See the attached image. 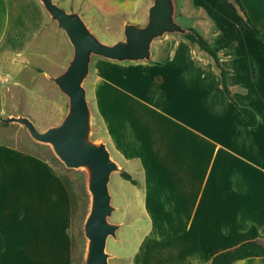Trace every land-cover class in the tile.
Listing matches in <instances>:
<instances>
[{"label":"crops","instance_id":"1","mask_svg":"<svg viewBox=\"0 0 264 264\" xmlns=\"http://www.w3.org/2000/svg\"><path fill=\"white\" fill-rule=\"evenodd\" d=\"M26 1L51 21L40 0ZM241 1L258 36L232 0L225 10L196 8L208 16L203 38L228 70L232 98L254 112L256 126L225 96L213 60L187 44L188 53L176 48L165 60L126 70L97 109L113 159L129 175L141 173V181L131 178L143 191L153 262L166 253L169 264H209L246 241L264 246V0ZM12 2L0 0V58L13 35ZM80 4L66 12L129 14L135 0ZM34 155L0 144V264H72L70 197L55 165ZM58 183L60 198L47 194ZM232 264H264V257Z\"/></svg>","mask_w":264,"mask_h":264},{"label":"rangeland","instance_id":"2","mask_svg":"<svg viewBox=\"0 0 264 264\" xmlns=\"http://www.w3.org/2000/svg\"><path fill=\"white\" fill-rule=\"evenodd\" d=\"M52 1L63 10L69 11L76 2L80 4L81 1L85 3L87 0ZM140 3L142 8L138 11ZM151 4L152 0H135V7L129 14H102L91 9L84 10V14H77L82 16L80 17L86 27L100 42L112 45L124 39L125 23L137 26L146 24L147 10ZM37 5L26 0H13L10 4L9 34L13 35L9 40L8 54L0 58V116L3 119L12 116L26 117L37 131L44 132L59 125L68 111V97L60 91L53 79L63 73L72 58L73 49L64 31L59 29L54 21L49 22L42 7L38 3ZM217 5L224 9L226 2L225 0H173L174 21L187 30L193 28L202 36H207L210 29L208 16L196 6L207 10L216 8ZM80 7L84 6L80 4ZM21 16H24L23 22ZM15 42L17 45L13 44ZM177 43L181 44L180 47H177ZM184 43L185 45H182ZM186 44L196 52L197 45L191 44L183 34L165 33L152 41L149 60L117 61L91 54L87 74L81 83L89 111L86 140L94 144L103 143L106 146L103 141V125L97 109L100 105H104L106 99H110L111 91L105 92V90L107 87H112L114 79L123 77V73L128 69L143 68L157 60H165L174 50L176 51V48H179L176 52L188 53L186 51L190 48ZM112 101L108 104L110 113L107 118L112 116L115 102ZM120 102L118 99L117 103ZM0 144L19 147L27 154L29 152L35 154L34 156L40 161L46 163L50 161L55 165L61 183L70 197L71 226L70 231L68 227L67 229L72 242V264H85L87 239L83 234V224L90 202L85 168H66L49 144L34 140L26 128L16 122L0 121ZM106 148L108 149L107 146ZM108 151L111 159L114 160L111 150ZM119 168V172L111 174L108 184L110 204L114 211L107 217V221L119 225L115 236L109 235L106 240L108 264H169L166 253L161 260L153 262V237L149 234L150 221L144 215L142 188L122 179L119 175L122 169ZM124 171L128 172L127 169ZM130 175L134 180L141 181L139 171L133 170ZM56 191L48 188L46 192L60 198V183ZM58 212H60L59 207Z\"/></svg>","mask_w":264,"mask_h":264},{"label":"water","instance_id":"3","mask_svg":"<svg viewBox=\"0 0 264 264\" xmlns=\"http://www.w3.org/2000/svg\"><path fill=\"white\" fill-rule=\"evenodd\" d=\"M51 21L64 31L72 49V58L62 74L53 81L68 97V111L61 123L44 132L35 129L26 117H7L2 123L23 125L36 141L47 143L66 168L83 167L87 172V191L90 196L88 213L83 224L87 239L85 264H108L105 251L109 235L115 236L118 224H110L107 217L114 211L108 184L111 174L119 172L105 144L87 141L89 111L81 83L87 74L91 54L117 61L149 60L151 43L165 33L190 34L174 21L173 0H152L144 26L125 23L123 40L112 45L100 42L74 12H66L52 0H40Z\"/></svg>","mask_w":264,"mask_h":264},{"label":"trees","instance_id":"4","mask_svg":"<svg viewBox=\"0 0 264 264\" xmlns=\"http://www.w3.org/2000/svg\"><path fill=\"white\" fill-rule=\"evenodd\" d=\"M232 2L238 7V9L244 13L246 22L252 26L250 20L246 16L244 12V8L242 6L241 0H232ZM254 29V32L256 36L259 35V30L252 26ZM190 29V34L183 35L186 40H188L191 44H195L198 46L200 50L205 52L214 62L215 66L219 70L220 75V83L222 90L227 97V99L236 107V109L240 112V114L243 116L244 120L246 121V124L249 127H254L257 124L256 115L254 112L246 107L239 106L234 99L232 98L228 84H227V75L228 70H226L220 63L219 57L211 44L203 38L198 32H196L193 28ZM122 179L130 182L132 185H135L136 182L131 178V176L125 172L121 171L120 174ZM251 257H264V246L259 244L256 241H246L238 246L217 253L212 257L209 264H232L236 261L251 258Z\"/></svg>","mask_w":264,"mask_h":264},{"label":"built area","instance_id":"5","mask_svg":"<svg viewBox=\"0 0 264 264\" xmlns=\"http://www.w3.org/2000/svg\"><path fill=\"white\" fill-rule=\"evenodd\" d=\"M0 81H1V75H0Z\"/></svg>","mask_w":264,"mask_h":264}]
</instances>
